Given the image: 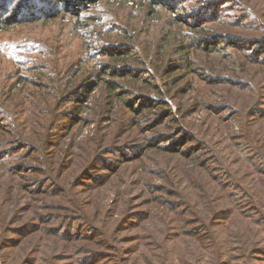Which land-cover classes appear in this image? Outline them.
<instances>
[{"label":"trees","instance_id":"trees-1","mask_svg":"<svg viewBox=\"0 0 264 264\" xmlns=\"http://www.w3.org/2000/svg\"><path fill=\"white\" fill-rule=\"evenodd\" d=\"M99 1L0 0V29L12 23L15 27L31 32L30 35L26 34L27 40L30 41L0 46V60H8L7 69L0 72L1 228L5 231L6 220L8 224L23 221V216L18 215V212L25 205L28 206V203L36 202L37 208V212L30 214L21 227L14 228L11 225L12 228H8L12 238L6 240L5 236L1 237L0 251L19 250L18 255L23 258L18 260L25 264H39V261L29 258L26 261L24 257L33 259L36 255H42L39 249L42 242L46 241L50 245L51 254L46 262L41 260L45 264H55L56 255L75 261L74 255L81 254L86 257L79 260L78 264H115L108 261H114L113 258L129 251L136 256L131 264L136 263L137 258H145L144 264H153L165 255L163 252L168 251L171 243L179 237L175 245L184 243L201 253L209 251L214 255L215 264H230L227 257H232L234 249L241 251L245 264H250L257 257L255 249L264 243V132L260 135L254 134L259 143L254 152L247 153L239 146H236L235 150L227 146L228 153L223 155L222 152L212 151L211 149L216 148L209 147L206 138H200L191 131L192 128H181L184 120L188 118L187 110L182 113L180 120L171 117L172 112H169V115L164 116L167 119L171 117L170 121L179 125L175 127L180 129L179 137L166 135L165 132L158 135L153 131L155 127L164 124L165 118L156 120L159 122L154 124L149 122L152 127L141 130V147H136V151L130 149L132 153H137L132 157L133 160L126 159L131 161L125 162L130 150L116 145L114 149L119 151L110 149L111 154L94 157L82 171L74 168V162L71 161L74 159L72 154L78 153L75 148H67V158L61 163L58 162V146L54 145L52 133L61 130L59 121L66 122L64 127L68 132L73 130L75 123L80 126V120L63 109L66 105L73 104L77 112L75 114L79 115L83 106L94 99L90 96L96 93L100 84H104L105 100H109L102 106V112L120 113L125 109V113L144 119L137 111L138 108L141 111H149L152 106L167 107L164 100L161 103L152 97V93L159 94L160 87L155 88L154 81L151 83V80L146 79L151 76L147 67L151 63L158 67L162 60L156 63L154 57H147L151 53L154 55L157 46H160L161 53L168 51L165 56L167 61L171 55H183L188 51L187 46H184L186 41H191L188 49L201 53L207 60L202 59L200 63L195 64L196 62L191 60L192 57L189 58L190 53H186L188 58H184L181 69L177 67L175 71L183 69L195 76L199 73L196 78L201 83H206L208 88L234 85L239 89H252L251 110L249 112L248 109L244 113L250 116L248 132L253 130L251 124L258 121L260 123L255 129L262 132L264 36H255L253 32L263 34L264 24L258 21L261 26L258 30L249 26L247 19H243L236 26H231L230 22L221 19L220 7H240L245 5L243 0H105L107 6L118 9L104 13L103 10H106L107 6H103L99 10L102 17L97 19L94 28L86 27L87 35L81 43L82 55L89 59L88 64L92 65L88 69L89 76H95L99 83L79 98L72 99L71 93L78 87L71 90L73 83L64 82L62 78L68 72L67 65L75 64L77 60L69 55L61 57L58 53L59 45L54 38L56 39L57 29L64 24L60 21H73L79 32V25L91 18L90 12L97 8L94 5H98ZM189 2L193 3V13L188 14L186 20L179 19L175 14L177 7H186ZM121 4L130 6L126 16L120 14L123 12L122 8H119ZM247 8L253 13L252 8ZM243 22L246 23L242 24ZM182 26L186 31L181 30ZM65 27L63 26L62 30L65 31ZM230 27H239L241 31L233 32ZM143 28L149 36L147 40L140 38ZM35 53L41 55L35 62L32 60L34 57L28 59L23 56H35ZM19 58L25 59L26 62L32 60L30 71L34 75H22V79L13 85L14 89L24 85L20 91L21 97L24 98L17 99L21 102L20 107L23 106L24 109L15 113V108H11L13 86L11 82L5 81L9 80L5 77L11 74V61L13 65H23ZM78 64L81 67V63ZM16 68L18 67L15 66L14 69ZM28 70L29 67L26 72ZM200 70L205 71V75ZM151 72L154 73L152 70ZM163 72L161 69L160 74ZM105 75L110 79L107 82L103 80ZM190 89L191 86L185 93L191 91ZM35 94L42 101L43 107L46 104L53 109L45 110L41 107L36 110L38 113H35L34 109L39 105L36 98L34 101L32 99ZM195 98L200 99V94ZM217 105L211 106L215 115L228 111L226 107L235 109L231 105ZM57 107H60L58 112L55 110ZM242 111L236 114L241 116ZM146 115L149 121V115ZM4 124L8 127H3ZM148 134L151 135L146 136ZM230 134L232 133L228 132V135ZM231 137L239 141L236 136ZM231 137L228 139L230 142ZM240 139L243 144L252 143V138L244 132ZM97 140L102 147L106 138ZM188 143L191 145H187ZM62 144L59 148L64 146ZM218 144L221 147L223 140L218 141ZM140 153L142 154L139 156ZM233 153L234 164L228 158ZM107 155H118L124 161H121L122 163L131 164L137 160V164L142 162L146 156L153 155L159 159L156 161L157 172L152 174L149 170L143 171L145 175L151 173V177L155 178L154 183L146 181L142 174L130 181L126 174L125 178L122 174L125 167L108 169L106 166L107 171L114 173L113 177L118 179L117 182H129L134 190L139 191V196L132 201V205L139 203L145 207L139 210L140 213L133 215H130L131 212L127 209H122L123 216L114 225L106 220L111 210L105 207L107 194L101 191L106 190L108 193L114 184L117 186L115 195L121 198V186L114 180L111 181L112 177L95 173ZM142 164L144 166L143 162ZM156 179L160 182H156ZM8 182H11V185ZM85 190L91 192L88 198L90 204L81 199ZM16 196L20 197V201L15 200ZM9 198L14 210L10 218L5 219L2 208L10 203ZM11 208H8L7 214ZM159 216L166 217L167 223L161 222V225L154 229L152 240L145 244L143 235L150 227L146 223ZM103 220L105 222L102 225ZM107 226H113V229ZM132 230L134 235L130 234ZM111 231L114 232L112 235ZM124 233H127L126 238L120 240L119 235ZM31 243L34 244L33 251L26 248ZM125 245H129L128 248ZM160 252L163 253L162 256L155 257V254L160 256Z\"/></svg>","mask_w":264,"mask_h":264},{"label":"rangeland","instance_id":"rangeland-1","mask_svg":"<svg viewBox=\"0 0 264 264\" xmlns=\"http://www.w3.org/2000/svg\"><path fill=\"white\" fill-rule=\"evenodd\" d=\"M75 1V0H72ZM245 5H240V7L237 6H231L228 8L220 7L221 10V19H224L226 22H230L229 25L231 26H236L241 23L243 19H247L249 22V26H253L257 28L258 30L261 28L260 24H264V0H243L242 1ZM107 2L105 0H100L98 2V5H94L95 8L90 14L92 13V16L90 19H86L84 21H87L86 23H81L79 25L80 31L77 32L78 27H75V23L72 21V23H66L65 21H60L64 22L63 26L65 27V31L62 30V27H59L56 31V39L54 40L58 43L59 45V50L58 53L61 57H67L72 56L70 58H74L77 60L75 64L66 62L68 72L65 76H63V81L64 82H72L73 85L71 87V90H73V87H78L77 89L73 90L72 94V99L74 98H79L85 91L91 90V87L94 86L95 84L99 83V80L95 77L92 76L93 78H90L89 74V68L92 67L91 63L88 64L89 59H87L84 55H82V50H81V43L86 38V27L90 26L91 28H94L97 19L101 18L102 15H100L99 10L103 6H107ZM183 5V4H182ZM239 6V5H238ZM250 7L252 8L253 13L247 8ZM119 8H122L123 12L120 13L122 16H126V14L129 12L130 6L121 4ZM184 8H187L188 10H183ZM111 9L117 10L118 8H114L111 5H108L106 10H103L104 13L111 12ZM243 9H246L244 11ZM193 13V3L189 2L187 3L186 7L182 6V8L179 6L177 7V12L175 13L176 16L179 19L186 20L188 18V14ZM254 15L256 16V20H254ZM220 16V17H221ZM227 16V17H226ZM258 17V18H257ZM61 18V17H60ZM59 20V19H58ZM260 24H259V22ZM58 22V21H57ZM188 22V20H187ZM246 22H243L244 24ZM75 27V28H74ZM242 27V26H241ZM155 29V27H153ZM184 27L182 26L183 31H186L183 29ZM231 28V27H230ZM218 29H220L218 27ZM233 32L240 33L239 27L231 28ZM155 32V30H154ZM31 34V32H27L26 30L24 31L23 28H18L15 27L12 23H9L7 27L4 29H0V46H6L8 44H17L23 41H30L27 40L28 37L27 35ZM253 35L255 36H264L263 34H258L253 32ZM143 40H147L149 36L147 33H145V30L141 31V37ZM191 45V41H186L184 43V46H187L185 53L180 56H170V60H165V56L168 51L161 53L160 46H157L156 52L154 55L151 53L149 57H154L153 59L156 60V63L159 60H162V63H158V67L154 66L152 63L147 67V69H150V75L146 79L151 80V83L154 81L155 88L160 87L159 94L157 93H152V97L155 99V101L161 102L164 100L167 104V107L164 105L161 106H152L149 111H141L140 108L137 109L139 113L144 117L139 118L137 115L132 116L129 113H125V109H123L120 113L114 112V111H103L102 112V106L104 103L108 102L109 100H105V95H104V84L99 85V89L96 91V93L92 94L90 98H94L92 101H88V103L83 106L82 110L80 111L79 115H76L75 113L76 110L73 107V104L66 105L65 109H63L64 112L70 114L72 117L77 118V120L81 122L80 126L79 124L75 123L74 128L72 131L68 132L66 127H64V123L66 122H61L59 121V127L61 130L57 132L52 133L54 145L58 146V149L56 151L57 153V158L58 162L61 163L62 160L66 159L68 156L67 153V148H75L76 152H74L73 157L71 161L73 163V167L76 168L79 171H82L85 169V167L89 164V162H92L94 160V157L98 156H103L105 154H111L109 152L110 149L112 151H119L115 150V146L119 145L125 147L126 149H134L136 151V147H141V141H142V133L141 130L144 128H150L151 124H154V122H159L156 121L158 119L165 118L163 120V125L159 127H155L153 129L154 132H156L158 135L163 134L165 132L166 135H171V136H180V129L175 128L177 123H174L171 117H174L177 120L181 119V115L184 111H188V118L184 120V123L181 128H192V132L200 136V138L205 137L208 146H213L216 149H211L212 151L216 152H222L224 155L225 153H228L227 146L231 147L232 149H236V146L241 147L244 149L247 153H252L254 152L255 147L259 146V143L257 142V138L254 137V134H262L264 132V128L262 132H258L256 126L260 123L258 121L257 123L251 124L253 127V130L251 132H248L249 124H250V116L244 114L248 109L249 112L251 110L250 106L252 104V98H253V93L251 92L252 89H239L235 87L234 85H222V86H213L212 88H208L206 86V83H201L198 81L196 76H199V73L195 75H192L189 73V71L185 70H178L175 71V69H181L180 66H183V59L189 58L192 59L197 63H200L202 59L207 60L205 56H203L201 53L197 51H193L192 49H188V47ZM262 47V46H261ZM97 52V51H96ZM262 52H264V48L262 47ZM95 53V52H94ZM77 54V55H76ZM192 55V56H191ZM25 56L24 58H32V60L35 62L37 59L40 58L35 53V56L33 55H27L23 54ZM32 60H29L28 62L25 61V59L19 58V62L23 63H15L14 65L12 64L11 61V74L9 73L5 78L9 79L5 81L11 82V86L15 84L16 81L22 79V75L26 77H33L34 73L30 71V68L32 65ZM0 72H4L7 69V64L8 60L3 59L0 60ZM104 62V61H103ZM106 62V61H105ZM155 62V61H154ZM78 63H81V67L79 66ZM65 64V65H66ZM15 66L18 68L14 69ZM29 67V70L26 72L27 68ZM163 69L164 72L160 74V70ZM154 71V73L151 72ZM202 74L205 75V71L200 70ZM103 80L105 82L109 81L110 79L103 77ZM3 79V82H5ZM245 82H249V80H244ZM62 82V81H61ZM10 84V83H9ZM171 85V86H170ZM191 86V91L188 93H185V90H187ZM24 87V85H21L20 87H16L14 89V86L12 87L11 91H14V96L13 100H11V108H15V111H20L24 109L23 106L20 107L21 102H18V98H24L21 97L20 91ZM79 90V91H78ZM182 90L184 92H182ZM150 91L151 90H146ZM180 91V92H178ZM197 94H200V99H196L195 96ZM36 98V102L39 103V105L36 106L35 113H38L36 110H39V108L43 107L42 101L38 98V96L33 95L32 99L33 101ZM126 98V97H125ZM123 98V100H125ZM205 99V100H204ZM206 101V102H205ZM154 102V101H153ZM17 103H19V106H17ZM32 103V102H30ZM217 104H225V105H231L234 106L235 109L230 108L224 111L223 113H219L215 115L213 110L211 109V106H218ZM224 105V106H225ZM45 110L50 109L48 105L44 104L43 107ZM60 107H57L55 110H59ZM53 109V108H51ZM66 110V111H65ZM168 110V112H166ZM243 110V111H242ZM241 116L237 115V112H241ZM169 112L171 113V117L167 119L165 116L169 115ZM17 113V112H15ZM149 115V121H148V116ZM158 114H160L158 116ZM165 114V116H164ZM173 114V115H172ZM234 116V117H233ZM226 119H230L226 120ZM77 122V121H76ZM150 122V123H149ZM166 125V126H164ZM5 128H7V124H4ZM188 130V131H190ZM190 131V132H191ZM228 132H231L232 134L228 135ZM243 132L250 136L252 139V143H245L243 144L240 135H243ZM227 133V135H225ZM151 134H148L146 136H150ZM222 137H221V136ZM231 136H236L239 138V141L236 140L234 137ZM232 138V142H230L228 139ZM102 140V138H106L105 144L101 145L99 144L98 140ZM180 139V138H178ZM223 140V145L220 147L218 144V141ZM229 141V142H228ZM103 143V141H101ZM63 143V144H62ZM60 144L64 145L63 147H60ZM187 145H191L188 143ZM194 145V144H192ZM235 152V151H234ZM128 152L127 154L128 157L125 158V162H129L131 160H126V159H132V157L135 156L137 153H132ZM142 153L139 154V156ZM148 155V154H147ZM115 155H107L105 158H103L104 162H102L99 165V168L95 170V173L100 174L101 176H109L112 177L111 181L114 180V182L118 183L121 186L122 189V195L121 198H118L116 194L117 186L113 184L112 187H110V191L107 193L106 190H102L101 192L107 194V199L105 200V207L110 211V215L106 218V220L109 223H112L111 225L117 224L118 221L121 220V210L124 209L128 212H131L130 215L140 213L139 210H142L145 207H142L139 205V203H136L135 205H132V201L136 200L139 196V191L134 190L132 186L128 183H124V181H118L116 177H113V172L110 170L107 171L106 166H108V169L111 168H119L122 167L124 168V178L126 174V178L130 181H134L136 178L139 177L140 174L145 177L146 181L154 183V179L151 177V173L148 174H143V171L149 170L152 172H157V167H156V161L159 160L158 157L152 156H146L143 159L144 166L142 162L138 163V160L135 163H122L120 159V156H115ZM144 156V155H143ZM119 157V158H118ZM143 158V157H142ZM230 162L234 164L235 161V153L233 155L228 156ZM116 163H114L113 162ZM133 160V159H132ZM109 163H108V162ZM122 161V162H121ZM113 162V164H112ZM118 163V164H117ZM118 165V166H116ZM55 166V165H54ZM116 166V167H115ZM253 178H256L254 175H252ZM156 182H160L159 179H156ZM9 185H11V182H8ZM91 192L90 190H85L84 195L81 197L83 201H87L86 204H90L88 202V198L90 196ZM80 195V194H79ZM160 196H164L161 195ZM165 197V196H164ZM167 198V197H165ZM10 203L5 205V207L2 208V213L5 214V219L10 218V214L13 212L14 209L11 208V198H9ZM15 200L20 201V197L16 196ZM131 200V202H130ZM128 201V202H127ZM27 204V203H26ZM101 204V203H100ZM36 202L28 203V206L25 205V207L21 210H19L18 215L21 214L24 218L23 221L19 223H11L8 224V221H5V231L0 226V239L1 237L4 238L6 237V240H9L12 238V234H9L8 228H12L11 225L14 228H19L21 227L25 221L27 220L28 216L32 214L33 212H37L36 208ZM11 208V211L9 214L8 208ZM30 208V209H28ZM262 211L264 212V209L262 208ZM117 212V214H115ZM7 214V215H6ZM170 217V216H169ZM105 220L101 221V224L103 225ZM162 223H167L166 217H156V219H152L151 221H148L146 225H150L148 228V231L144 232V239H145V244H149L152 239V233H154V229H157ZM109 229H113V226H107ZM114 232L111 231V235ZM124 233L122 235H119V239L122 240V238H126ZM130 234L134 235V230L130 232ZM179 238V237H178ZM178 238L171 243L170 249L165 253V255L157 259L153 264H215V258L213 253L209 251H205L201 253L198 250L192 249L193 246H187L184 243H181L180 245H175ZM49 239V238H47ZM52 241V240H50ZM129 245H125L126 248H128ZM173 246V247H172ZM29 251L34 250V244H28L26 246ZM2 249V248H1ZM156 249V248H155ZM40 252L43 253L40 256H35V258L32 259V257L25 256L24 260L30 259V260H36L39 261V264H45L44 262L47 261V259L50 257L51 251H50V245L46 242L43 241L42 245L40 247ZM257 250L255 252V257L250 264H264V243L260 245V247L256 248ZM171 252V253H170ZM18 253H20L19 250H3L0 251V264H25V262L20 261L18 259H22L23 256H19ZM77 253V252H76ZM160 252V256H157L155 254V257L159 258L162 256ZM170 253V254H169ZM201 256H198L200 255ZM62 255V254H61ZM188 256V257H187ZM242 253L239 249H234V254L232 255L231 258L227 257V261L230 264H245V260L242 259ZM86 256L85 255H74V260L71 261L67 257L61 256L58 257L57 255L55 256V264H78L77 262L79 260H83ZM136 257L134 253L132 254L131 251L127 252L125 255L121 254L119 257L113 258L114 261H108V262H114L115 264H131L132 260ZM80 258V259H79ZM149 259L151 257H148ZM144 259L145 258H137L136 263L137 264H144ZM29 260V261H30ZM43 260L44 262H42ZM52 259H50L51 261ZM27 261V260H26ZM148 261V260H147ZM134 263V264H136Z\"/></svg>","mask_w":264,"mask_h":264}]
</instances>
